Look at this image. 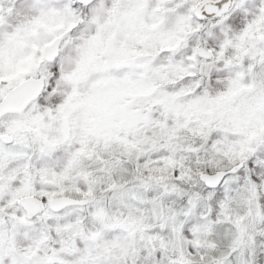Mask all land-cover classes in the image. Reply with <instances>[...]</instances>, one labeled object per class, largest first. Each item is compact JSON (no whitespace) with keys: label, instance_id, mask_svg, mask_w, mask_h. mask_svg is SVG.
<instances>
[{"label":"snow or ice","instance_id":"obj_1","mask_svg":"<svg viewBox=\"0 0 264 264\" xmlns=\"http://www.w3.org/2000/svg\"><path fill=\"white\" fill-rule=\"evenodd\" d=\"M0 264H264V0H0Z\"/></svg>","mask_w":264,"mask_h":264}]
</instances>
